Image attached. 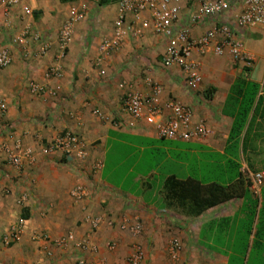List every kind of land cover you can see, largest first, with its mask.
Listing matches in <instances>:
<instances>
[{"label": "crops", "instance_id": "0c3cea01", "mask_svg": "<svg viewBox=\"0 0 264 264\" xmlns=\"http://www.w3.org/2000/svg\"><path fill=\"white\" fill-rule=\"evenodd\" d=\"M78 4L85 6L86 14L74 24L71 43L57 64L60 76L46 79L43 74L53 61L56 32L66 20L69 7ZM183 5V14L197 8L196 3ZM23 6L31 14L23 13ZM115 15V3L98 7L94 0H22L8 12L12 30L6 33V41L8 36L26 29L50 45L44 55H39L38 43L29 36L23 44L10 49L11 62L0 70V96L6 104L0 122V264H74L76 254L90 263L128 264L134 245L140 246L143 252V260L138 264H171L168 246L172 240L178 242V264H226L224 256L196 246L198 230L209 220L231 216L240 206V200L228 201L196 218L169 206L160 190L144 202L140 195L122 192L101 179L104 149L111 141L135 145L156 140L152 127L142 121L134 122L120 109V99L127 86L135 93L149 95L151 87L146 83L149 81L159 87L157 106L163 115H167L165 104L171 99L187 106L193 119L209 129L208 137L187 144L202 149L209 163L216 161L224 166L222 150L232 122L223 114L225 99L236 78H244L259 87L264 85V28H249L242 33L244 61L193 52L191 60L197 65L200 86L191 94L184 89L177 66H162V42L150 30L139 40L123 39L106 62L99 68L93 65L96 46L109 32ZM206 27L205 23L190 28V36L198 37ZM22 51L27 55L25 59L21 57ZM29 82L36 84L41 92L31 93L27 87ZM119 84L126 87L120 88ZM258 95L264 108V92ZM254 123L260 124L264 134V115ZM64 132L76 134L85 146L80 173L74 169L73 156L67 157L61 152L41 156L38 152L39 143ZM18 138L30 148L32 161L22 162L17 169L5 162L1 145L10 147ZM257 147L258 154L250 156L253 169L239 157L238 172L241 168L251 172L264 170V146ZM93 165L99 169L93 170ZM186 177L196 178L191 173ZM76 185L84 187L81 200L69 196ZM148 188L142 187L143 191ZM247 190L253 197L260 194V190L257 195ZM20 196H25V201L18 204ZM225 208L229 212L222 213ZM86 214L103 218L93 232L83 219ZM21 215L26 218L21 219ZM108 220L113 221V226L107 225ZM135 221L142 228L136 236L117 227L121 222ZM196 223L199 227L194 240ZM13 228L18 230L19 239L5 245L4 239ZM68 233L77 242L88 237L96 252H76L70 243L42 249L30 240L31 234H44L52 240Z\"/></svg>", "mask_w": 264, "mask_h": 264}, {"label": "built area", "instance_id": "2783aa9c", "mask_svg": "<svg viewBox=\"0 0 264 264\" xmlns=\"http://www.w3.org/2000/svg\"><path fill=\"white\" fill-rule=\"evenodd\" d=\"M22 0H0V70L6 68L11 62L10 49L13 46L23 44L29 37L37 42L39 55H44L49 50V43L41 40L37 35H31L26 29L16 34L5 35L11 31L7 15L13 6ZM196 3L197 8L183 14V4ZM116 15L111 23L108 33L104 34L97 46L93 65L97 68L106 62L112 52L117 51L123 39L139 40L146 30L160 38L162 52L160 62L164 68L172 65L177 66L182 73L184 89L195 94L200 86V76L197 73V65L191 60L193 52L200 55L211 54L216 57L226 56L234 62L246 59L243 52L242 33L254 27L264 28V0H118L115 2ZM22 12L31 14V11L23 6ZM86 8L83 4L72 5L68 9V16L62 22L56 32V51L52 63L45 68L44 78H58L60 70L58 62L62 60L71 43L74 24L85 17ZM207 24L205 31L196 38L190 36V28ZM21 57H27L21 52ZM151 87L149 95H140L131 90L129 86L119 84L120 88L126 87L120 99V109L134 122L142 121L152 127L153 137L160 141L196 143L210 135V131L192 117L191 110L184 105L169 99L165 104L168 110L163 115L157 106V95L160 90L149 81ZM31 93H40L41 89L33 82L28 83ZM6 111V104L0 96V122ZM1 124V123H0ZM6 129L5 125H1ZM132 127V126H130ZM85 146L81 139L73 133L64 132L46 143L38 144V152L41 156H47L55 152H61L64 156H73L76 161L74 169L81 171L85 159ZM1 151L6 163L14 168H20L22 162L32 161V152L29 147L22 144L21 140L15 139L11 146L1 145ZM98 165H93V170H98ZM239 174L253 195H257L264 186V170L251 172L241 168ZM88 179V178H83ZM82 185H76L69 191L70 198L81 200L85 193ZM25 201V196H20L17 203ZM84 221L89 225L90 232L95 231L103 221L101 216H84ZM108 226H113V221H106ZM120 231L127 232L131 236L141 233V224L138 221L128 224H118ZM199 224H195L196 231ZM19 239L16 228L11 229L10 234L4 239L5 245L15 243ZM30 240L37 243L43 249L45 246L63 247L72 244L74 251L96 252V247L90 243L88 237L77 242L71 233L56 239H49L44 234H31ZM178 242L172 240L168 246V254L171 264H178L176 252ZM74 264H96L86 261L83 257L73 255ZM143 260V252L138 245H134L128 256V264H138Z\"/></svg>", "mask_w": 264, "mask_h": 264}, {"label": "trees", "instance_id": "16d2710c", "mask_svg": "<svg viewBox=\"0 0 264 264\" xmlns=\"http://www.w3.org/2000/svg\"><path fill=\"white\" fill-rule=\"evenodd\" d=\"M117 1L94 0L98 7ZM262 91L264 92V85L259 87L244 78H236L230 85L223 112L232 120L222 150L226 166L224 177L220 174L216 181L205 183L198 178L180 179L170 174L165 176L160 188L162 199L169 206L192 218L228 201H241L231 216L209 220L198 230V237L201 235L207 249L224 256L226 264H264V186L260 188L259 196L253 197L238 172L239 157L253 169L254 161L250 156L258 154V144L264 146L261 126L254 123L257 117L261 119L264 115L262 99L258 95ZM112 144L117 148L123 146L119 142ZM115 151L116 169L112 174L118 178L128 174L131 167L127 162H117L120 151ZM25 218L26 216L21 215V219Z\"/></svg>", "mask_w": 264, "mask_h": 264}, {"label": "rangeland", "instance_id": "374dc122", "mask_svg": "<svg viewBox=\"0 0 264 264\" xmlns=\"http://www.w3.org/2000/svg\"><path fill=\"white\" fill-rule=\"evenodd\" d=\"M112 143L108 142L104 149L102 180L125 193L140 195L144 202L160 190L163 179L170 174L183 179L191 173L205 183L216 181L220 174L222 177L225 176L226 166H219L216 161L209 163L202 149L191 144L153 140L145 143L136 142L135 145L124 143L117 148L115 143ZM115 149L120 151L117 162H127V165L131 167L128 174L118 178L113 177L112 174V171L116 169ZM143 186H149V188L143 191ZM221 212H229V209L225 208ZM192 235L196 240V231ZM196 246L207 248L201 235L196 241Z\"/></svg>", "mask_w": 264, "mask_h": 264}]
</instances>
